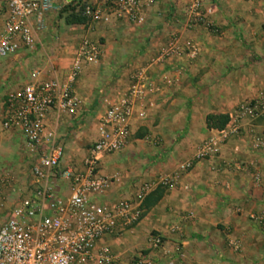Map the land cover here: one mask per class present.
I'll use <instances>...</instances> for the list:
<instances>
[{"label": "crops", "instance_id": "0c3cea01", "mask_svg": "<svg viewBox=\"0 0 264 264\" xmlns=\"http://www.w3.org/2000/svg\"><path fill=\"white\" fill-rule=\"evenodd\" d=\"M68 2L53 0L39 23L31 21L36 42L33 54L20 48L0 59V108L1 99L28 82L29 72L36 69L43 79L63 80L79 41L87 37L98 42V63L84 67L74 85L81 100L76 114L52 112L46 118L47 128L63 148L62 165L80 168L85 149L98 136L103 99L120 96L131 74L147 69L145 101L152 105L143 120L133 117L129 121L125 146L99 160L98 174L114 175L117 181L98 203L111 205L121 199L136 203L142 183L174 176L177 165L192 158L196 145L215 138L217 129L206 124V117L224 115L228 120L238 103L264 90V0H202V6L211 9L209 20L220 30L218 36L201 26L187 30L180 0H155L143 6L144 20L139 25L120 21L97 24L90 30L67 23L76 12L64 8ZM4 18L0 0V33ZM236 30L247 33L249 53L241 52L229 39ZM171 34L192 41L197 55L181 54L163 64L152 63ZM34 160L17 129L0 127V180L10 179L0 188V224L12 202L33 189L29 170ZM40 185L67 193V184L52 177ZM154 189H160V195L156 198L153 192L141 205L138 223L102 237L95 252L106 247L117 264H135L139 256L153 258L146 239L159 234L168 254L176 247L181 253L173 264H264V117L244 119L237 135L216 143L212 157L177 175L172 186ZM228 238L238 242L236 251L226 246Z\"/></svg>", "mask_w": 264, "mask_h": 264}, {"label": "built area", "instance_id": "2783aa9c", "mask_svg": "<svg viewBox=\"0 0 264 264\" xmlns=\"http://www.w3.org/2000/svg\"><path fill=\"white\" fill-rule=\"evenodd\" d=\"M155 0H80L75 11L83 20L81 25L90 30L97 24L126 22L139 25L144 20L143 6ZM183 7L184 27L194 30L201 26L213 31L209 17L210 8L202 0H180ZM5 18L0 33V59L20 48L32 51L36 45L31 21L36 24L51 9L53 0H2ZM198 53L190 40L181 41L176 34L167 37L156 52L152 63L163 64L181 54L194 58ZM101 56L100 45L83 37L74 50L67 75L63 80L43 79L40 71L28 73L29 80L19 91L9 95L8 111L0 125L6 131L17 129L23 137L24 149L35 160L30 166L34 187L29 194L18 197L8 209L0 224V264H117L116 258L106 247L96 252L97 242L104 236H114L129 230L141 218V201L155 187L172 186L177 175L189 171L193 164L215 154V145L237 135L244 119L264 117V90L252 99L237 104L233 113L215 138L209 137L194 148L192 158L177 165L172 177L159 178L155 183H142L136 193V203L121 199L114 204L98 203L97 199L117 181L116 176L106 177L97 172L103 155L120 151L129 136V121L145 118L151 103L145 101V88L149 79L147 69L134 71L125 91L114 99H103L104 112L98 121V136L84 152L80 168L63 166L64 151L57 143L52 129L47 128L49 113L57 116L76 114L81 100L74 85L84 67L96 65ZM255 143L253 148H258ZM52 177L67 184V193L53 190L51 185H40ZM10 182L5 176L0 188ZM0 202V206H1ZM258 222L257 217H250ZM162 237L150 234L146 239L147 250L153 258L134 260L135 264H173L181 253L176 247L171 254L163 249ZM226 246L236 251L238 242L228 238ZM164 258L158 262L157 258ZM158 262V263H157Z\"/></svg>", "mask_w": 264, "mask_h": 264}, {"label": "rangeland", "instance_id": "374dc122", "mask_svg": "<svg viewBox=\"0 0 264 264\" xmlns=\"http://www.w3.org/2000/svg\"><path fill=\"white\" fill-rule=\"evenodd\" d=\"M78 1L79 0H72V3H69L68 2L69 4L66 5V6H64V8L65 9L68 8L70 10L73 9V8L75 9V7L77 6V4L79 3ZM70 15H73V13L70 14ZM74 15H77V13L75 12ZM58 17H61V16L59 15ZM218 31H220V30H218V29L216 30L215 27H214L213 31H209V32L211 33L212 36H218ZM229 36H232L229 39H231L233 42H235V43L238 44L239 49L241 50V52H244L245 51V52H248L249 53V45L247 43L248 36H247V33L246 32L236 30V31H232V33H230ZM29 53H30L29 55L33 54V50L31 52H29ZM7 99H8V97H6V96H5L4 99H1V100H3V104L1 106L2 109L0 108V125H1V123L3 121V118H4L5 114L8 111V104H7V101H6ZM72 130H75V129L73 128ZM260 226H263V222L260 224Z\"/></svg>", "mask_w": 264, "mask_h": 264}, {"label": "trees", "instance_id": "16d2710c", "mask_svg": "<svg viewBox=\"0 0 264 264\" xmlns=\"http://www.w3.org/2000/svg\"><path fill=\"white\" fill-rule=\"evenodd\" d=\"M80 1V0H79ZM78 1V2H79ZM72 1H70L69 3H71ZM70 19L67 20V23H76V24H81L82 23V19L81 17H79L78 15H69ZM227 122V116H224V115H221V116H208L206 117V124L208 126H211L212 128L214 129H220L222 128L225 123ZM154 192V194L156 195L155 197H159L160 195V189H154L153 191H151L149 194H147L142 202H141V205L143 203H145V201H147L146 199ZM154 198V200L156 199Z\"/></svg>", "mask_w": 264, "mask_h": 264}]
</instances>
